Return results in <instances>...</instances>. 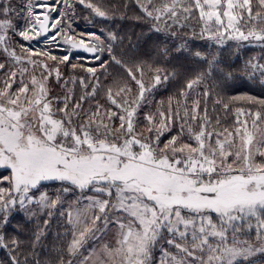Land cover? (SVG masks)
<instances>
[{
    "label": "snow or ice",
    "instance_id": "obj_1",
    "mask_svg": "<svg viewBox=\"0 0 264 264\" xmlns=\"http://www.w3.org/2000/svg\"><path fill=\"white\" fill-rule=\"evenodd\" d=\"M135 3L154 31L183 29L195 19L200 31L193 30V37L217 45L230 40L264 46V0ZM75 4L109 18L107 9L93 0H25L27 15L17 31L7 18L16 8L11 0H0V52L11 62L0 63V170L8 172L0 176V227L16 213L30 219L46 216L43 226L37 224L34 249L57 209L63 208L62 198L79 193L69 211L59 212L71 228L69 257L81 255L89 240L99 239L110 227L117 229L115 246L93 248L80 264H256L257 255L264 256V99L217 97L209 109V87L192 97L214 71L231 78L216 68L215 57L207 60L197 51L193 55L208 64L207 71L146 113L145 126L138 131L139 109L173 74L117 53L115 33L104 39L102 32L75 35L70 22ZM10 31L27 42L41 37L45 44L62 41L69 53L82 49L112 79L101 81L97 68L76 64L72 72L88 77L65 79L60 66L69 62V54L58 57L24 45L18 54ZM113 65L123 75L109 73ZM146 68L153 73L147 82ZM245 71L248 79L259 77L264 84V64L249 60ZM53 77L58 83L64 80L61 96L50 95L47 85ZM77 84L82 89L78 99ZM100 91L108 107L96 100ZM88 100L96 102L85 108ZM239 101L259 110L235 108L233 125L221 127L217 107L227 115ZM166 134L170 138L162 143ZM53 184L57 187L49 192ZM5 241L0 233V247L16 253L9 264H39L34 251L18 252L19 239ZM56 264L73 261L65 260L61 250Z\"/></svg>",
    "mask_w": 264,
    "mask_h": 264
},
{
    "label": "trees",
    "instance_id": "obj_2",
    "mask_svg": "<svg viewBox=\"0 0 264 264\" xmlns=\"http://www.w3.org/2000/svg\"><path fill=\"white\" fill-rule=\"evenodd\" d=\"M94 3L102 4L107 9L109 18L96 17L90 9L82 5L75 4V15L70 17L73 33L77 36L81 33L90 30L95 31L97 34L102 35V39L108 33H115L117 40L113 43V47L117 53H124L126 59H134L135 62L144 61L150 65L154 70L160 68L164 73H170L169 80L162 83L151 94L148 95V103H145L139 109V126L138 131L145 126L144 115L155 111L159 102H167L168 97L175 95L178 90L187 83L189 79L194 78L198 73L207 71L208 64L200 58L194 57V53L201 52L207 60H212L215 57L219 63L216 68L222 70L223 73H231L230 79H225L220 75L219 71H214L211 76L207 77L204 82L198 86L192 93L195 97L199 92H202L204 87H209L212 91V97L208 100L209 109L213 106V100L217 97H232V96H253L258 99H264V84L260 83L259 77L256 79H248L245 71V65L249 60L264 64V46L257 43L243 42L238 44L236 41H226L223 45H217L214 41L202 39L198 35L193 37L192 32L195 30L199 33L200 27L195 19L189 21V27L183 29L173 28L171 30L154 31L151 21L143 17V13L135 3V0H93ZM159 2V0H157ZM22 0H11V5L16 8V12L9 15V19L17 27L22 23L19 19V8L21 7ZM255 4V0H254ZM23 27V26H22ZM163 27V25H161ZM175 31V36L171 32ZM11 33V40L14 45L15 35ZM122 40V42H121ZM106 41L105 43H108ZM15 46V45H14ZM16 48V46H15ZM167 50L166 52L164 50ZM17 50V48H16ZM57 52V51H56ZM81 55V54H79ZM85 55V54H84ZM102 59L107 60L106 54H99ZM6 55L0 52V62L7 63ZM7 58V57H6ZM92 58V57H91ZM83 61V60H82ZM87 64L83 65V68ZM91 67L97 68V76L101 81H110L112 76H105L103 70L99 67V62L95 61L90 64ZM131 66V65H130ZM79 67V66H78ZM60 71L63 73L65 79L70 77L85 76L88 74L83 71L72 72V66L63 64L60 66ZM108 72L116 75L121 74L122 70L112 66L108 68ZM3 74L0 72V75ZM152 72L145 69V80L150 81ZM126 78V77H125ZM64 80L59 83L55 80L53 88L50 91L51 96H61L65 89L62 87ZM69 88L73 87L69 83ZM76 97L82 94V89L79 84L75 85ZM133 94L137 89L132 83ZM90 90V89H89ZM101 104L108 107L109 104L104 98V92L100 91L96 97ZM96 100H88L85 102L84 107L88 108L89 105L94 104ZM238 107L252 108V111L259 110V106L248 105L243 101L236 102L232 105L233 112L227 115L223 112L222 106L217 107L216 112L220 115L222 120L221 127H231L234 123V110ZM118 123V121H117ZM169 135L161 138L162 143L169 139ZM8 175L7 171L0 170V176ZM3 186H7L4 184ZM57 185H50L49 192L55 190ZM88 194V193H86ZM79 193L66 194L62 199L64 206L57 209L56 214L50 221L49 226L45 230V235L41 238L40 242L35 245L33 249L31 245L34 243V233L38 230L37 224L43 226V219L46 216L41 215L37 218H28L25 215L16 213L11 216L6 227H0V233L6 236V241L9 238L16 237L21 242V248L18 252L30 254L34 251V259L39 261V264H56L61 250H63V257L65 260L72 259L73 264H80L83 257L87 256L86 252H81V256L69 257L66 253L67 243L71 240V228L67 223V216H60L59 212H67L70 206L76 200ZM68 232L67 236L63 233ZM59 234V236H58ZM82 251V250H81ZM11 248L0 247V264H9V257L14 255ZM155 256H159V251L155 252ZM22 258V257H21ZM256 264H264V256L259 254L255 258ZM238 264H246L241 260Z\"/></svg>",
    "mask_w": 264,
    "mask_h": 264
},
{
    "label": "rangeland",
    "instance_id": "obj_3",
    "mask_svg": "<svg viewBox=\"0 0 264 264\" xmlns=\"http://www.w3.org/2000/svg\"><path fill=\"white\" fill-rule=\"evenodd\" d=\"M53 2H54V0H53ZM24 3H25V0H22V3L20 5L21 7L19 8V13L22 12L23 14L19 15V19L22 20V23L19 26L16 27L17 31L22 30V28H23L22 26L24 25V22H25L24 21V17L27 15L26 10H24L22 8V5ZM53 15L55 16L56 14H53ZM89 32H95V31L90 30L88 32H85L84 34L89 33ZM52 34H53L52 32H49V35H52ZM9 36H11L10 32H9ZM12 38H14V41H15L14 45L17 48L16 51H17L18 54H21L20 53V46L24 45L25 47H31L34 51L37 50V49L48 50L53 55H56L58 57H62L65 54H69L70 55V60L66 64H69L71 66L73 64H76L78 66H82L83 67L84 64H87L86 67L88 68V67H91L90 64L95 62L91 58L92 56H89V55H86V54L84 55L82 53L75 52L73 50H71V52L69 53L68 52V46L63 44L62 41H59V40L56 43H54V44H45V38L44 37H41L39 40H34L32 42L24 41L18 35H15V37H12ZM79 54H81V55H79ZM4 58L7 59V63H9V64L11 63L8 58H6V57H4ZM49 63H52V62L49 61ZM54 83H55V78L54 77L50 78V80L48 82V85H47L50 91L52 90ZM15 87L16 86L14 85V88ZM116 240H117V229L115 228V226H112V227L109 228V230L105 234L100 236L99 239H97V240H89L88 243L86 245H84V247L81 249L82 250L81 252H86V253L88 252L87 253V256H88L89 252L93 248H96L97 250H99V248L101 246L105 245V244H108L110 246H115ZM164 246L168 247L166 244ZM154 255H155V253H154ZM79 256H81V255H79ZM79 256H78V258H79ZM89 264H91V261L89 262Z\"/></svg>",
    "mask_w": 264,
    "mask_h": 264
},
{
    "label": "water",
    "instance_id": "obj_4",
    "mask_svg": "<svg viewBox=\"0 0 264 264\" xmlns=\"http://www.w3.org/2000/svg\"><path fill=\"white\" fill-rule=\"evenodd\" d=\"M48 34H49V33H48ZM73 51H75V52H79V53H82V54H86V55H89V56H92V54L87 53V52L83 51L82 49H73Z\"/></svg>",
    "mask_w": 264,
    "mask_h": 264
},
{
    "label": "bare ground",
    "instance_id": "obj_5",
    "mask_svg": "<svg viewBox=\"0 0 264 264\" xmlns=\"http://www.w3.org/2000/svg\"><path fill=\"white\" fill-rule=\"evenodd\" d=\"M48 36H50V35H48Z\"/></svg>",
    "mask_w": 264,
    "mask_h": 264
}]
</instances>
